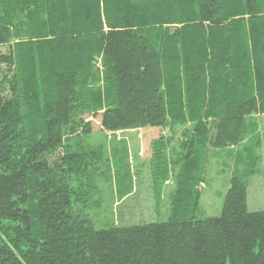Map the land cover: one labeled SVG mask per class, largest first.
<instances>
[{"label":"trees","instance_id":"16d2710c","mask_svg":"<svg viewBox=\"0 0 264 264\" xmlns=\"http://www.w3.org/2000/svg\"><path fill=\"white\" fill-rule=\"evenodd\" d=\"M99 115L112 133L181 129L179 148L152 143L166 222L96 230L80 209L100 153L65 142ZM263 115L264 0H0V264H264L247 207ZM247 139L221 215L198 218L209 152Z\"/></svg>","mask_w":264,"mask_h":264},{"label":"rangeland","instance_id":"374dc122","mask_svg":"<svg viewBox=\"0 0 264 264\" xmlns=\"http://www.w3.org/2000/svg\"><path fill=\"white\" fill-rule=\"evenodd\" d=\"M96 66H100V62ZM84 119L90 123L91 133L86 136H73L65 145L77 144L100 153V161L94 165L96 183L90 203L84 205L86 208H80L91 219L94 228L101 230L113 226L166 222L170 214L174 184L170 179L161 185L159 191L154 189L151 170L152 143L161 139L165 142L170 140V147L179 148L182 140L181 129L147 127L112 133L102 128L100 115L85 116ZM256 119L259 122L260 145L255 148V173L250 177L247 189V207L250 212L264 211V115L256 116ZM249 143L250 139H247L236 148L213 152L217 155L209 152L205 180L199 187L198 218L221 215L236 156L240 153L241 157L247 158L249 154L243 149L250 146ZM125 151L130 164V185L123 182ZM127 186L131 188L130 193L120 198L119 193L124 194Z\"/></svg>","mask_w":264,"mask_h":264}]
</instances>
